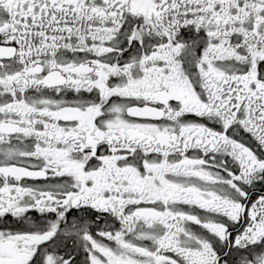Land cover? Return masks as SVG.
Instances as JSON below:
<instances>
[{
    "label": "snow or ice",
    "instance_id": "obj_1",
    "mask_svg": "<svg viewBox=\"0 0 264 264\" xmlns=\"http://www.w3.org/2000/svg\"><path fill=\"white\" fill-rule=\"evenodd\" d=\"M0 264H264V0H0Z\"/></svg>",
    "mask_w": 264,
    "mask_h": 264
}]
</instances>
